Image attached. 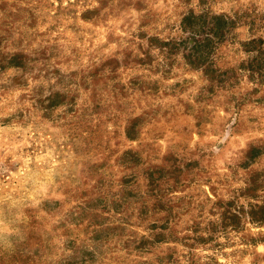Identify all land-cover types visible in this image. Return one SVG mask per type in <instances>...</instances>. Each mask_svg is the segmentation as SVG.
<instances>
[{
	"label": "rangeland",
	"instance_id": "1",
	"mask_svg": "<svg viewBox=\"0 0 264 264\" xmlns=\"http://www.w3.org/2000/svg\"><path fill=\"white\" fill-rule=\"evenodd\" d=\"M0 264H264V0H0Z\"/></svg>",
	"mask_w": 264,
	"mask_h": 264
},
{
	"label": "trees",
	"instance_id": "2",
	"mask_svg": "<svg viewBox=\"0 0 264 264\" xmlns=\"http://www.w3.org/2000/svg\"><path fill=\"white\" fill-rule=\"evenodd\" d=\"M204 15L196 16L193 13H191L184 18V25L185 26L188 25L191 28V31H193L194 30V26H193L194 24L193 23L198 19L204 20L203 21L204 24H202L203 26L205 25V23L207 24L206 26H208L210 23V26H208L206 33H204L205 39L209 42L212 40L211 37H209V34L216 36L218 33H222L223 30L221 28H223V27L225 28L228 25L229 21L222 14H213L210 16L211 19H209L208 21H207V18L205 20L206 16H204ZM210 20H212V22ZM194 31H197V30H194ZM203 32H205V30ZM200 34H202V32L201 33L195 32V34L192 35V37L190 39V40H192L191 49L198 47V44L200 41H198L199 39L197 38V36Z\"/></svg>",
	"mask_w": 264,
	"mask_h": 264
}]
</instances>
